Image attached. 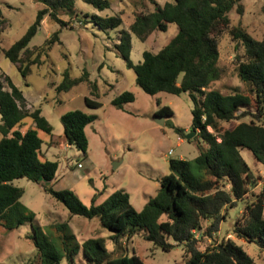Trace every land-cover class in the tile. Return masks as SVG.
Masks as SVG:
<instances>
[{"label":"trees","instance_id":"trees-1","mask_svg":"<svg viewBox=\"0 0 264 264\" xmlns=\"http://www.w3.org/2000/svg\"><path fill=\"white\" fill-rule=\"evenodd\" d=\"M41 4L32 23L24 34L2 54L25 77L31 64L47 48L59 41V29L72 28V15L76 0H34ZM98 10L110 6L109 0H81ZM235 6L242 12L240 0H166L155 4L153 10L135 14L127 30H120L115 49L135 74L136 84L147 94L158 92L187 93L191 103V126L198 152L191 160L170 158L169 172L158 179L159 188L141 209L131 204L129 194L123 189L114 191L105 201L85 206L70 190H55L46 183L53 180L57 162L48 160L41 150L42 139L38 130L52 134V126L41 115L39 108H25L22 91L10 77L0 72V228L14 229L30 222L33 233L28 237L37 250L39 264H66L75 262L81 251L86 264H147L124 245L129 237L139 233L142 238L162 250L180 245L184 260L180 264H255L231 238L199 247V242L210 238L225 218V209L238 200L247 199L235 218L231 232L238 238L255 243L264 251V185L258 191L250 190L257 184L249 166L240 155V148H248L254 158L264 164V39L253 38L240 25L230 26L228 33L243 48V56L235 55V71L245 88L235 86L222 93L211 87L221 78L223 69L218 65V35L229 26V12ZM68 14L67 20L61 19ZM44 17L58 24L40 46L28 47ZM91 20L103 30L114 29L122 21L119 14L99 16ZM0 22V33L3 23ZM168 23H175L177 31L158 51H142V59L134 64L130 59V34L144 41L154 30L165 31ZM56 91H66L71 86L87 80V73L70 78L64 70ZM134 100L130 91L116 95L111 104L123 110V105ZM90 107L100 105L84 97ZM162 106L154 116L170 115ZM30 117L34 127L20 132L14 129ZM94 115L71 109L60 115L63 140L86 154L88 139L85 127ZM243 118H248L244 120ZM234 121L232 127H222L220 122ZM212 130L209 131L207 128ZM182 136L183 131L175 127ZM26 178L42 184V189L60 202L69 216L87 219L96 217L99 225L111 233L114 250L105 247L102 237H88L77 241L70 232L68 221L50 224L58 241L39 235L32 224L33 213L21 202L23 190L12 183ZM199 236L197 237V235ZM116 251L119 253L117 254ZM178 264V263H176Z\"/></svg>","mask_w":264,"mask_h":264},{"label":"rangeland","instance_id":"rangeland-1","mask_svg":"<svg viewBox=\"0 0 264 264\" xmlns=\"http://www.w3.org/2000/svg\"><path fill=\"white\" fill-rule=\"evenodd\" d=\"M165 1L109 0L108 8L98 10L76 0L72 28L59 29L58 24L44 17L28 47L40 46L57 29L59 41L51 44L39 57V63L31 64L30 73L23 77L16 66L4 57L2 50L24 34L41 4L34 0H0V22L5 21L0 33V72L7 74L22 91L25 108H39L41 115L52 126L50 136L37 131L45 157L56 161L58 166L54 179L46 184L55 190L72 191L85 206L91 205L94 196L95 204H99L114 191L123 189L129 194L134 208L139 210L155 195L159 188L158 179L169 172L170 158L181 156L191 160L198 152L194 139L189 141L175 130L178 127L184 134L191 130L192 103L187 93H145L136 84L133 70L124 64L115 49L119 31L127 30L135 14L151 11L155 4L162 5ZM240 4L242 12L238 13L234 6L228 14L229 26L217 37L218 65L223 72L211 87L222 93L230 92L235 86L245 88L235 71V55L242 57L243 48L232 40L228 28L240 25L253 38L264 39V0H240ZM93 14H119L122 21L114 29L103 30L92 22ZM60 17L63 20L69 18L66 13ZM176 31V24L168 23L165 31L154 30L144 41L130 34L131 61L134 64L141 61L143 50L158 51ZM64 70L68 71L70 78L81 77L86 72L87 80L66 91H56ZM125 90L133 93L134 100L125 103L123 110L117 109L111 100ZM84 97L96 100L100 105L90 107L85 104ZM162 106H167L171 114L164 116L163 123L159 124L154 114ZM71 109H79L95 117L85 127L88 139L86 154L63 140L60 115ZM220 124L229 128L236 122L221 121ZM33 125L32 119L25 117L14 129L24 132ZM207 129L212 130L210 127ZM239 151L253 175L258 177L257 184L250 190L258 192L264 185V164L257 161L248 148H240ZM12 183L22 188L20 202L33 213L32 224L38 227L39 235L57 242L59 239L50 224L67 220L70 232L77 241L102 237L105 247L109 251L114 250L111 233L99 225L96 217L69 216L68 210L46 193L41 183L26 178L14 179ZM250 198L251 195L228 206L218 231L201 240L199 247L203 249L208 243L229 237L252 257L255 264H264L263 250L231 232L235 218ZM32 233L30 222L11 230L0 228V264H39L37 250L28 237ZM124 245L129 254L134 250L147 264H180L184 260L180 245L165 251L139 233L131 235ZM75 262L86 264L81 251L76 254ZM60 264H66V260L63 259Z\"/></svg>","mask_w":264,"mask_h":264},{"label":"water","instance_id":"water-1","mask_svg":"<svg viewBox=\"0 0 264 264\" xmlns=\"http://www.w3.org/2000/svg\"><path fill=\"white\" fill-rule=\"evenodd\" d=\"M155 117V121L159 124H162L163 123V117L162 115H156L154 116ZM195 131L194 130H190V132H188L187 134H185V139H190L192 138L194 135H195Z\"/></svg>","mask_w":264,"mask_h":264},{"label":"crops","instance_id":"crops-1","mask_svg":"<svg viewBox=\"0 0 264 264\" xmlns=\"http://www.w3.org/2000/svg\"><path fill=\"white\" fill-rule=\"evenodd\" d=\"M194 157H195V156H194ZM179 158H183V157L179 156Z\"/></svg>","mask_w":264,"mask_h":264},{"label":"built area","instance_id":"built-area-1","mask_svg":"<svg viewBox=\"0 0 264 264\" xmlns=\"http://www.w3.org/2000/svg\"><path fill=\"white\" fill-rule=\"evenodd\" d=\"M170 152V151H169Z\"/></svg>","mask_w":264,"mask_h":264}]
</instances>
